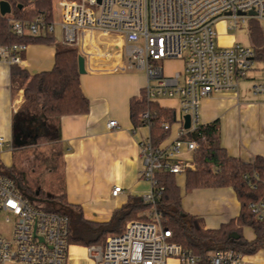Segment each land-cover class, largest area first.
Instances as JSON below:
<instances>
[{"label":"built area","instance_id":"1","mask_svg":"<svg viewBox=\"0 0 264 264\" xmlns=\"http://www.w3.org/2000/svg\"><path fill=\"white\" fill-rule=\"evenodd\" d=\"M2 1L11 5L6 16L17 36L52 34L60 44L77 48L93 65L101 59L115 60V71L143 70L148 79V100L179 99L181 115L175 136L171 132L158 146L152 144L150 136L139 143L144 164L140 176L152 185L143 199L152 203L159 196L154 190L156 172L180 176L195 168L199 143L185 136L202 124L201 100L213 93L236 90L238 79L256 69L253 44L217 47L214 26L222 19H232L233 26L257 20L264 28V0H55L52 21L44 15L30 20L17 18L12 15L11 1ZM27 47L0 45V60L20 65ZM170 60H181L184 71L166 75L164 63ZM252 92L264 97V80L256 79ZM186 115L190 118L188 129L184 128ZM144 118H149V112ZM118 125L116 120L107 124L109 129ZM3 143L0 137V147ZM121 192V187H114L111 194L117 197ZM251 207L256 218L264 221V202ZM0 213L13 224L10 240L0 234V264L68 263V217L35 207L1 170ZM142 216L150 220L129 222L124 232L109 236L103 245L85 247L88 258L94 264H204L201 257L170 240L172 232L164 228L155 207ZM207 264H243V255L233 250L213 252Z\"/></svg>","mask_w":264,"mask_h":264},{"label":"trees","instance_id":"2","mask_svg":"<svg viewBox=\"0 0 264 264\" xmlns=\"http://www.w3.org/2000/svg\"><path fill=\"white\" fill-rule=\"evenodd\" d=\"M10 1L12 15L17 18L30 20L44 15L48 21L54 20L55 0ZM250 34L255 58L264 64V28L259 21L250 20ZM14 44L55 46L56 39L52 34L17 36L12 32L7 16L0 15V45ZM55 47L51 70L32 74L19 64L11 66L12 93L23 92V102L12 116L13 135L21 133L32 144L13 147L11 165L0 162V170L16 182L18 190L35 207L68 217L70 245H103L109 236L124 232L129 222L150 220L142 215L155 207L164 228L172 232L170 240L201 257L204 264L213 252L233 250L244 256L264 250V221L256 218L251 207L253 203L264 202V156L256 155L250 161L231 156L221 144L219 120L187 132L185 137L197 141L199 148L194 155L195 168L184 175V189L185 192L233 189L240 203L236 217L218 228H206L203 218L183 210L178 176L158 171L154 175L157 181L154 190L159 192L155 203L145 201L142 196H131L114 211L109 221L100 223L85 219L81 207L67 200L60 122L63 117L88 114L90 102L81 88L78 49L62 44ZM146 112H149L148 119L144 118ZM129 114L133 130L149 126L150 139L155 146L169 138L178 122L175 109L148 100L145 89L130 99ZM27 151L48 164V178L41 180L31 176L33 171L23 169L21 164ZM247 229L253 232V239L246 238L244 232Z\"/></svg>","mask_w":264,"mask_h":264},{"label":"crops","instance_id":"3","mask_svg":"<svg viewBox=\"0 0 264 264\" xmlns=\"http://www.w3.org/2000/svg\"><path fill=\"white\" fill-rule=\"evenodd\" d=\"M55 53L53 45H28L20 65L32 74L51 70ZM115 65V60L101 59L95 65L85 61L81 88L90 102L89 113L63 117L60 122L67 200L81 207L85 219L100 223L109 221L131 196L143 197L152 189L151 183L140 176L144 164L139 148L140 141L149 138L150 129L145 126L133 130L129 114L130 99L145 89L148 79L138 69L132 74H117L122 70L115 71ZM11 66L9 61L0 60V137L4 139L0 162L6 166L12 162V116L23 102L22 91L12 93ZM247 80L248 75L238 79L236 90L204 97L200 106L201 123L219 120L222 146L243 161L264 156V97L252 92L256 79H251L254 80L251 85ZM157 101L181 115L177 97ZM109 120H116L118 128L109 129ZM178 128V124L173 126L172 136ZM177 178L181 179L183 210L203 218L206 228H218L239 214L240 203L233 189L185 192L184 175ZM114 187L122 188L117 197L111 194ZM244 234L247 239L254 238L250 229ZM67 264L94 263L85 247L71 245ZM243 264H264V250L244 255Z\"/></svg>","mask_w":264,"mask_h":264},{"label":"rangeland","instance_id":"4","mask_svg":"<svg viewBox=\"0 0 264 264\" xmlns=\"http://www.w3.org/2000/svg\"><path fill=\"white\" fill-rule=\"evenodd\" d=\"M59 16L56 15V22H59ZM215 30L218 33V35L221 33L222 35L216 36L215 43L217 47H230L234 45L235 43H239L243 46H251L252 40H251V34H250V20L246 22H240L237 26H233V20L232 19H226V20H220L215 26ZM224 30V31H223ZM58 34V32H56ZM60 43L58 40L56 41V45H59ZM165 67V74L171 75L174 72H183V63L181 60H170L164 63ZM263 68L264 64L260 61H256V69L252 70L248 73L247 83L251 85L254 80H251L252 78L258 79V80H264L263 75ZM138 68L134 67L132 69L124 71H119L117 74H132V72H135ZM142 72H144L141 69H138ZM145 73V72H144ZM248 88V85H246ZM164 101V100H162ZM21 166L24 170L27 172H34L33 177H39L41 180H45L49 177L50 170L48 169V164L42 161L41 159H37L32 155L30 151H27L24 154V158L22 160ZM178 183H180L181 179L177 178ZM6 215L3 213H0V234L10 240L12 238L13 234V224L7 223L5 221Z\"/></svg>","mask_w":264,"mask_h":264},{"label":"water","instance_id":"5","mask_svg":"<svg viewBox=\"0 0 264 264\" xmlns=\"http://www.w3.org/2000/svg\"><path fill=\"white\" fill-rule=\"evenodd\" d=\"M10 12H11L10 3L7 1L0 2V15L6 16ZM78 64H79V73L81 75L85 74L86 73L85 60L82 56H79ZM184 121H185L184 128L188 129L190 126V118L188 115L184 116ZM33 141L34 142L37 141L36 136L33 137ZM31 144H32V141L28 137L23 136L21 133H15L13 135V146L15 148H23V147L30 146Z\"/></svg>","mask_w":264,"mask_h":264}]
</instances>
